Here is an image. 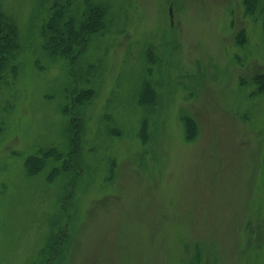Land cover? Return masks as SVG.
Listing matches in <instances>:
<instances>
[{
    "label": "rangeland",
    "instance_id": "obj_1",
    "mask_svg": "<svg viewBox=\"0 0 264 264\" xmlns=\"http://www.w3.org/2000/svg\"><path fill=\"white\" fill-rule=\"evenodd\" d=\"M244 1L91 0L104 30L74 79L44 50L43 1L0 0L19 44L0 80V264H264V0L251 17ZM75 88L93 98L72 168L29 175L72 151Z\"/></svg>",
    "mask_w": 264,
    "mask_h": 264
},
{
    "label": "trees",
    "instance_id": "obj_2",
    "mask_svg": "<svg viewBox=\"0 0 264 264\" xmlns=\"http://www.w3.org/2000/svg\"><path fill=\"white\" fill-rule=\"evenodd\" d=\"M47 10L48 20L45 23L42 36L44 50L52 57L62 59L66 62L69 74L75 79V68L79 58L84 54L88 47L89 40L99 35L104 30L106 11L96 8L91 4V0H42ZM80 1L83 5V14L79 20L73 16V5ZM260 0H245L244 8L246 17L255 15ZM264 28V19H263ZM19 52L17 29L11 21L0 10V80L4 71L11 69L15 58ZM263 86V83H260ZM70 114L73 127L72 151L64 158L57 151H48L43 155V159H29L26 170L29 175L34 176L43 172L51 163H61V173H68L72 166L71 160L80 149L82 122L79 120L75 109L83 107L93 98L91 90H79L75 88L70 96ZM139 105L150 109L156 103V96L152 89L145 86L140 98ZM187 125V124H186ZM188 132L190 127L188 126ZM188 135V139L192 136ZM36 160V161H33ZM67 160L69 163H66ZM44 165V166H43ZM43 166V168H41ZM53 170L51 177L54 179L61 174Z\"/></svg>",
    "mask_w": 264,
    "mask_h": 264
}]
</instances>
